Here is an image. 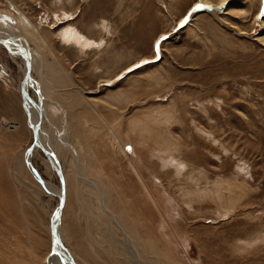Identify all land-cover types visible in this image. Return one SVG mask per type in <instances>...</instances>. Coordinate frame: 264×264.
<instances>
[{"label": "rangeland", "instance_id": "rangeland-1", "mask_svg": "<svg viewBox=\"0 0 264 264\" xmlns=\"http://www.w3.org/2000/svg\"><path fill=\"white\" fill-rule=\"evenodd\" d=\"M262 12L264 0H0V31L24 19L40 58L29 94L65 173L61 242L76 264H264ZM24 67L0 44V264H46L58 204L26 162ZM31 162L60 186L41 149Z\"/></svg>", "mask_w": 264, "mask_h": 264}, {"label": "water", "instance_id": "water-1", "mask_svg": "<svg viewBox=\"0 0 264 264\" xmlns=\"http://www.w3.org/2000/svg\"><path fill=\"white\" fill-rule=\"evenodd\" d=\"M21 40L24 42L23 44H19V46L17 45L16 47L14 46L15 48H19V52L17 53L20 54V56L23 59L24 65H25V74L21 82L20 93L22 96L23 108L28 116L29 125L32 129L33 138H34L32 146L26 151V156H25L26 162L30 168L33 165V163L31 162L30 155L32 154L34 147L41 149L47 156V159L50 161V164L53 170L55 171L56 176L58 177L60 187H61L60 193L56 195L58 198L57 211L54 217L51 219V223H50L52 249H51V253L49 254V257L54 256V255H60L64 259H66L69 264H76L73 261V258L71 257V255L69 254L68 249L65 248V246L61 242L60 236H59V226L61 224L62 211L65 205V181H64L63 168L61 166L59 158L57 157V154L54 151L49 150L46 146H44L40 138L41 127H42V117H43V110H44L43 102L41 100L40 102H37L36 100L32 98L31 95H29V92H27V86L29 84V80H31V70H32L31 49L27 41L22 35H15L12 38H3L0 36V44L5 46L8 49V51H11V47H13L11 46L10 42L21 41ZM145 62H147V60H142L137 66L144 64ZM29 104L31 105V107H33L39 112V117L36 122H34L33 118L31 117V113L29 110ZM30 163L31 165H29ZM34 170L36 172L34 173L35 177L46 188V185H45L46 181L39 174V172L37 171L35 167H34Z\"/></svg>", "mask_w": 264, "mask_h": 264}, {"label": "bare ground", "instance_id": "bare-ground-1", "mask_svg": "<svg viewBox=\"0 0 264 264\" xmlns=\"http://www.w3.org/2000/svg\"><path fill=\"white\" fill-rule=\"evenodd\" d=\"M201 3H206V4H211V5H213L214 7H216V8H220V9H222V8H224V6H227L231 1H233V0H218L217 2H213V1H209V0H199ZM21 17V16H20ZM22 18V17H21ZM10 20H11V24H8L7 26L8 27H10L9 29H5V30H1L0 31V36L1 37H3V38H12L13 36H15V35H21L20 33H19V29L17 30V26L20 24V22L21 21H23L24 19H19L18 17H16V16H13V17H10L9 18ZM65 19V18H64ZM10 23V22H9ZM32 24V23H31ZM29 22H27V25H28V27H32V25H31ZM16 27V28H15ZM100 28L101 29H103V30H106L107 29V26H105V23H103L102 22V24L100 25ZM4 29V28H3ZM37 29V28H36ZM1 32H3V33H6V34H9V36H4V34L3 35H1ZM260 36V35H259ZM24 38H25V40L27 41V43H28V39L25 37V36H23ZM60 37L62 38L61 39V41H65L66 43H74L75 44V42H77L78 41V39L74 36V32L73 31H71V30H66V31H62V33H60ZM260 37H263V36H260ZM261 39V38H260ZM263 40H264V38H262ZM24 42L21 40V41H12V42H10V44H11V46H13V47H11V51H9L10 53H11V56L14 58V60L16 59V56H20V54L19 53H17V52H19V48H15L17 45L19 46V44H23ZM28 45H29V43H28ZM15 46V47H14ZM29 47H30V49H31V56H32V70H34V68H33V65H34V67H35V65H36V61L37 60H39L40 58H38L37 57V55H35L36 53H34V50L31 48V46L29 45ZM21 57V56H20ZM38 58V59H37ZM41 61V60H40ZM38 66H39V68H41L42 66H41V63H40V65L38 64ZM44 66V65H43ZM44 67H42V69H43ZM32 70H31V80H29V84H28V86H27V92H29V89H30V87L34 84V83H37L38 85L39 84H41V82L40 81H34L35 79H34V77L32 76ZM24 74H25V67L23 68V77H24ZM43 70L41 71V75H40V80H43ZM42 86H44V84H42ZM36 87V86H35ZM40 90V89H39ZM46 89H44V91H45ZM46 93V95H45V97L47 96V94H49V91H45ZM40 94H41V92H40ZM30 95V94H29ZM33 98V97H32ZM34 99V98H33ZM35 100V99H34ZM43 101V100H42ZM43 107H44V105H43ZM29 110H30V113H31V117L33 118V121L34 122H36L37 120H38V117H39V112L36 110V109H34L33 107H31V105L29 104ZM45 116H47L46 115V113H45V109L43 110V117H42V120H43V118H45ZM50 133V132H49ZM48 133V130H45L44 128H43V125H42V127H41V135H40V138H41V141H42V143H43V145H45L49 150H51V151H54L53 150V145H52V142L50 141V139H48L49 137L48 136H50V134ZM65 142H66V140L65 139H63ZM50 141V142H49ZM37 147H34V149H33V152L35 151V149H36ZM33 152H32V154H33ZM32 154L30 155V158H31V156H32ZM58 157V156H57ZM60 161V160H59ZM61 163V162H60ZM29 165H31V163L29 164ZM61 166H62V164H61ZM31 169V171H32V173L34 174V173H36L35 172V170H34V167H33V165L30 167ZM63 174H64V181H65V173H64V171H63ZM45 185H46V190L49 192V193H54V194H56V195H58L59 193H60V191H61V187L59 186V187H54V186H52L51 184H49L48 182H45ZM65 204H66V182H65ZM64 209H65V205H64V208H63V211H62V216H63V212H64ZM56 211H57V208H56ZM56 211H55V213H56ZM55 213H54V215H55ZM54 215H53V217H54ZM61 223H62V217H61ZM59 236H60V240L62 239L61 238V224H60V226H59ZM132 240V239H131ZM52 241V240H51ZM129 249L132 251V254H134V256H135V258H138L139 257V253H138V250H137V248H135V247H133V245L132 244H130L129 245ZM130 251V252H131ZM58 256H60V255H54V256H50L49 258L47 257V259H46V264H69L68 262H67V260L66 259H64L62 256H60V258L58 257ZM59 258V260L61 259V262L59 261V262H57L58 259ZM147 264V263H146ZM149 264V263H148Z\"/></svg>", "mask_w": 264, "mask_h": 264}, {"label": "snow or ice", "instance_id": "snow-or-ice-1", "mask_svg": "<svg viewBox=\"0 0 264 264\" xmlns=\"http://www.w3.org/2000/svg\"><path fill=\"white\" fill-rule=\"evenodd\" d=\"M203 7H208V5H202ZM262 15H264V12L261 13ZM159 47V45L157 44V48Z\"/></svg>", "mask_w": 264, "mask_h": 264}]
</instances>
